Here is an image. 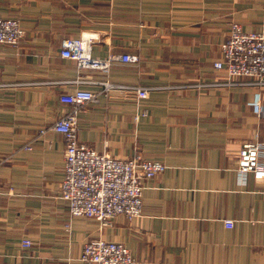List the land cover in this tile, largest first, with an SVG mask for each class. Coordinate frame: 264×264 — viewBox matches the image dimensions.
<instances>
[{
    "label": "crops",
    "instance_id": "1",
    "mask_svg": "<svg viewBox=\"0 0 264 264\" xmlns=\"http://www.w3.org/2000/svg\"><path fill=\"white\" fill-rule=\"evenodd\" d=\"M8 16L25 32L0 44V264H85L95 235L137 264H264V183L237 164L243 143H264V84H219L228 75L213 65L231 20L264 32V0H0ZM83 34L93 56L138 61L78 69L61 41ZM80 75L151 88L101 91ZM79 87L98 92L78 112L80 140L165 165L144 181L139 216L70 215L59 195L64 139L50 125L69 109L59 95Z\"/></svg>",
    "mask_w": 264,
    "mask_h": 264
},
{
    "label": "built area",
    "instance_id": "2",
    "mask_svg": "<svg viewBox=\"0 0 264 264\" xmlns=\"http://www.w3.org/2000/svg\"><path fill=\"white\" fill-rule=\"evenodd\" d=\"M19 17H0V44L17 45L24 35ZM91 35L65 37L61 41L60 54L73 59L78 69H96L109 72L115 61L136 62L138 55L132 53H110L104 57L91 54ZM221 57L213 62L215 68L224 69L226 81L219 84H264V32L245 31L239 23L232 22L227 36L220 44ZM78 82H94L101 91L113 88L134 90L138 97L148 95L150 86L125 84L108 78L85 79L81 75ZM98 92L79 87L73 92L61 93L59 99L69 104V109L50 125L61 133L64 139V177L59 183V195L68 201L70 215L93 217L101 223H108L114 217L132 218L142 213V193L144 181L163 171L164 163L143 158L142 155L119 157L99 152L80 140L78 112L88 101L97 100ZM44 132V128L40 129ZM264 151V143L247 141L238 152V170L250 171L255 181L264 183V163L259 159ZM227 227L232 219H224ZM29 246L32 241L23 239ZM80 259L85 264H137L128 247L117 240L102 236L87 237L81 247Z\"/></svg>",
    "mask_w": 264,
    "mask_h": 264
},
{
    "label": "rangeland",
    "instance_id": "3",
    "mask_svg": "<svg viewBox=\"0 0 264 264\" xmlns=\"http://www.w3.org/2000/svg\"><path fill=\"white\" fill-rule=\"evenodd\" d=\"M232 22H237V23H239L238 21H236V20H231V22H230V24L232 23ZM240 24V23H239ZM241 26V25H240ZM229 28H230V26H229ZM96 236V235H95Z\"/></svg>",
    "mask_w": 264,
    "mask_h": 264
}]
</instances>
